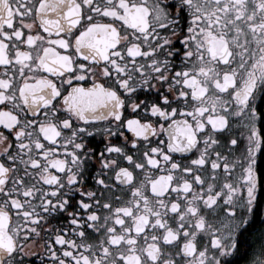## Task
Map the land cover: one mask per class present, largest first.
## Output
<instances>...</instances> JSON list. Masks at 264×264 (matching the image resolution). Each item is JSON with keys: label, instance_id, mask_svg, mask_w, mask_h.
Segmentation results:
<instances>
[{"label": "snow or ice", "instance_id": "1", "mask_svg": "<svg viewBox=\"0 0 264 264\" xmlns=\"http://www.w3.org/2000/svg\"><path fill=\"white\" fill-rule=\"evenodd\" d=\"M264 264V0H0V264Z\"/></svg>", "mask_w": 264, "mask_h": 264}, {"label": "flooded vegetation", "instance_id": "2", "mask_svg": "<svg viewBox=\"0 0 264 264\" xmlns=\"http://www.w3.org/2000/svg\"><path fill=\"white\" fill-rule=\"evenodd\" d=\"M241 264H243V261H241Z\"/></svg>", "mask_w": 264, "mask_h": 264}]
</instances>
